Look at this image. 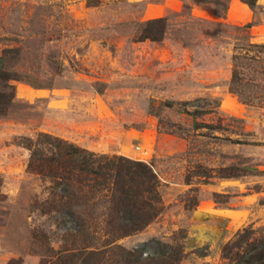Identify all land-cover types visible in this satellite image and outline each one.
I'll return each mask as SVG.
<instances>
[{"label":"rangeland","instance_id":"1","mask_svg":"<svg viewBox=\"0 0 264 264\" xmlns=\"http://www.w3.org/2000/svg\"><path fill=\"white\" fill-rule=\"evenodd\" d=\"M230 2L0 0L1 66L16 88L0 117V264H40L76 228L41 211L51 185L27 170V144L40 133L153 167L163 210L116 244L143 257L180 251L177 264H264L255 260L264 242V108L229 89L234 47L264 43V0L255 11L247 5L253 18L241 25L227 20ZM159 17L169 19L164 39L136 41L138 26ZM181 108L200 110L199 128ZM205 199L245 208L248 219L219 246L189 251L192 214Z\"/></svg>","mask_w":264,"mask_h":264},{"label":"trees","instance_id":"2","mask_svg":"<svg viewBox=\"0 0 264 264\" xmlns=\"http://www.w3.org/2000/svg\"><path fill=\"white\" fill-rule=\"evenodd\" d=\"M241 1L253 11L260 8L258 0ZM168 20L159 17L142 22L135 40L162 41ZM245 41L234 47L229 89L244 104L264 108V43ZM14 79L2 69L0 59V117L7 114L15 100L16 88L11 83ZM181 111L192 116L195 128L200 127L197 123L200 110L181 108ZM27 148L30 150L27 170L51 185L49 197L41 204L42 213L57 212L77 220L74 233L65 236L67 244L59 250H50L40 264H177L182 260L176 250L167 255L143 257L136 248L116 244L119 239L143 230L163 210L160 180L150 164L124 155L96 153L48 133H40L35 141L29 140ZM102 231L109 236L105 241L99 236ZM261 245V254L255 259L260 262L264 242ZM8 264L23 262L10 260Z\"/></svg>","mask_w":264,"mask_h":264},{"label":"crops","instance_id":"3","mask_svg":"<svg viewBox=\"0 0 264 264\" xmlns=\"http://www.w3.org/2000/svg\"><path fill=\"white\" fill-rule=\"evenodd\" d=\"M241 11L238 12V8ZM253 18V11L238 0H231L227 20L243 24ZM193 222L186 239L189 251L203 246L216 247L229 239L248 219L245 208L219 206L212 200H202L192 214Z\"/></svg>","mask_w":264,"mask_h":264}]
</instances>
